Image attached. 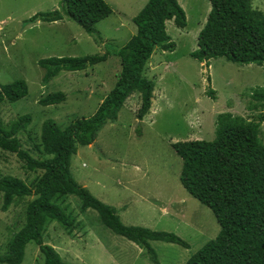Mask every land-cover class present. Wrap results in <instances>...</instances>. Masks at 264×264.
I'll use <instances>...</instances> for the list:
<instances>
[{
    "label": "rangeland",
    "instance_id": "obj_1",
    "mask_svg": "<svg viewBox=\"0 0 264 264\" xmlns=\"http://www.w3.org/2000/svg\"><path fill=\"white\" fill-rule=\"evenodd\" d=\"M63 0H0V83L25 79L29 93L17 101L5 100L0 116L9 126L21 115L33 117L20 134L23 145L38 156L35 145L41 141L42 124L55 119L62 127L95 113L102 99L114 88L121 69L119 56L88 65L84 70H63L49 82L40 59L52 56L103 54L108 48H121L137 31L133 18L148 0H105L113 12L96 24L94 34L78 23L65 19L27 23L38 12L63 11ZM187 15V26L167 21V31L176 46L173 51L153 53L146 75L155 81L150 111L140 120L137 112L141 96L132 94L108 122L93 143L80 146L73 156L76 180L108 205L115 207L126 225L174 232L189 243L151 241L161 264H185L187 259L220 232L213 211L180 181L182 158L173 143L193 139L212 140L220 114L231 112L252 120L258 110L254 90L264 88V65L239 64L224 57L210 64L190 54L198 48V34L211 9L210 0H179ZM264 11V0H253ZM214 90V95L210 93ZM63 91L66 100L42 105L49 93ZM214 96V97H213ZM264 142V122L261 135ZM41 171L26 168L15 153L0 148V176H14L27 184ZM33 196H25L2 209L0 195V255L8 249L14 232L25 223L26 208ZM18 201V202H16ZM61 207L71 215L72 226L59 222L48 225L44 238L66 262L73 264H153L146 248L113 233L100 221L98 212L80 209L76 196ZM70 228V229H69ZM43 255L30 242L20 264H42Z\"/></svg>",
    "mask_w": 264,
    "mask_h": 264
},
{
    "label": "trees",
    "instance_id": "obj_2",
    "mask_svg": "<svg viewBox=\"0 0 264 264\" xmlns=\"http://www.w3.org/2000/svg\"><path fill=\"white\" fill-rule=\"evenodd\" d=\"M63 11L38 12L27 23H51L69 19L87 33L94 34L96 24L113 12L105 0H63ZM211 9L198 34V48L191 56L210 64L213 58L224 57L239 64L264 65V11L254 7L253 0H210ZM181 28L187 26V15L179 0H148L133 18L137 31L121 48L110 47L103 54L84 56H52L40 59L49 82L63 70H84L88 65L119 56L122 69L114 88L102 99L90 117H81L62 127L55 119L42 124L41 141L35 145L38 156L26 149L20 138L31 124L30 114L21 115L9 126L0 116V148L15 153L27 169L41 171L30 184L18 177L0 176L2 209L7 210L15 199L33 196L26 208L23 227L14 232L8 249L0 255V264H20L30 242H35L43 255L42 264H73L45 241L44 233L56 221L72 226V217L59 202L76 196L80 209L93 208L102 224L113 233L146 248L153 264H161L151 241H165L189 247L174 232L145 226L126 225L117 209L106 204L80 184L73 175V156L80 146L94 142L99 131L118 119L127 99L134 93L141 96L137 117L142 120L150 111L155 81L146 70L154 52L173 51L175 42L167 31V21ZM258 100L251 109L258 110L248 120L231 112L220 114L212 140L193 139L173 143L183 164L180 181L195 198L208 206L219 225L218 235L193 253L185 264H264V88L254 90ZM29 93L25 79L0 83V105L17 101ZM214 95V90L210 89ZM214 97V96H213ZM66 100L63 91L49 93L39 100L54 105ZM16 201V202H18ZM70 229V228H69Z\"/></svg>",
    "mask_w": 264,
    "mask_h": 264
}]
</instances>
